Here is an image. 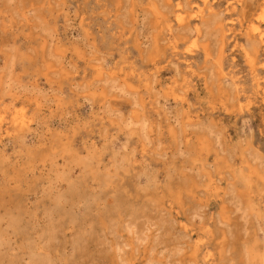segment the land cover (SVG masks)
<instances>
[{
	"label": "rangeland",
	"instance_id": "374dc122",
	"mask_svg": "<svg viewBox=\"0 0 264 264\" xmlns=\"http://www.w3.org/2000/svg\"><path fill=\"white\" fill-rule=\"evenodd\" d=\"M149 1L0 0V102L30 119L0 124V264H264V185L246 166L264 172V94L232 42L222 80L185 41L155 42Z\"/></svg>",
	"mask_w": 264,
	"mask_h": 264
},
{
	"label": "bare ground",
	"instance_id": "6f19581e",
	"mask_svg": "<svg viewBox=\"0 0 264 264\" xmlns=\"http://www.w3.org/2000/svg\"><path fill=\"white\" fill-rule=\"evenodd\" d=\"M166 1L168 4H173V11L175 16L173 18V22L172 20H168L165 26L161 24L160 19H162V15L157 4L152 0L147 3L148 10L155 16V21L157 20L155 27H158L161 31L160 33H158V35L155 36V42L159 40V34H163V31H167L166 36H168L167 39L169 40L172 48L171 54H173L178 48L177 45L185 41V50L188 54H194L195 52L201 53L204 56L205 62L213 60L214 67L216 68V70H218V75L221 76V80L226 79V76H228V73L223 66V59L224 57H228L225 56L227 50L226 46L228 42H232L230 60L234 63L238 55L243 57V61L245 65H247L249 76L253 80V85L256 87V92L259 94H264V90H258L260 84L258 69H264V0ZM185 2H188V8L186 7L187 4ZM222 2H224L225 4L224 10L221 8L223 6ZM224 11L226 12L224 19L219 20L220 13H224ZM138 26V14L137 12H135L132 17V29L130 36H132L133 40L136 41V43ZM175 29H177V34L176 32L174 33ZM183 30H188L191 35L187 38L185 36L178 35L179 31ZM213 38L215 39V42ZM214 43H218L219 45V50L216 57H214L211 52ZM136 46H138V43L136 44ZM136 51V55L139 61H133L134 65H132V73H135V71L138 72L139 65L141 64L140 58L142 59L138 47ZM177 59L178 58L175 55L166 57L165 66L168 71H170L171 63L176 61ZM259 65L261 66V68ZM184 69H190L188 72L191 76L198 75L197 66L189 67V65H186ZM117 71L121 72L122 75L128 74V71H125L124 66H121L117 70H113L112 72H110L109 75H117ZM183 72L185 71L183 70ZM103 75L104 70L101 67L97 68L96 76L102 77ZM229 76L231 79L236 77L231 76L230 74ZM182 77L183 83L181 81L180 83L184 85L183 87L186 94L189 90H192V87L190 85V81H188V76L184 74ZM172 85L173 89H171L170 91L172 99L175 101L184 102L186 100V96L183 94L180 95L175 91L176 87H178L180 84H178L176 80H173ZM237 85L239 87V83H237ZM144 88L150 90V80L147 78L144 81ZM106 96V93L101 92L102 99H105ZM149 102L151 103V101ZM0 108H3L0 109V124H3L9 118H12L11 121H16V119L20 118V122L22 124L21 126L30 124V119L26 116V111L23 105L18 108L15 107L12 116L8 113L6 105L4 103L0 104ZM202 139L205 143L207 142L208 144H210L206 138ZM246 166L251 169V172L249 173L255 172L259 182L264 185V172L257 171L255 168L253 169L247 161ZM222 204L223 202L221 203V206L224 207ZM184 227L186 229L188 228V226L186 225H184ZM197 251L198 250L196 247L191 256L195 257V255H197ZM204 257L208 261L213 260V256L211 253L207 252Z\"/></svg>",
	"mask_w": 264,
	"mask_h": 264
}]
</instances>
